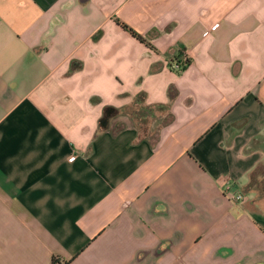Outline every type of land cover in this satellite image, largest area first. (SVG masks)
<instances>
[{"label": "crops", "instance_id": "obj_1", "mask_svg": "<svg viewBox=\"0 0 264 264\" xmlns=\"http://www.w3.org/2000/svg\"><path fill=\"white\" fill-rule=\"evenodd\" d=\"M263 170L264 0H0V264H264Z\"/></svg>", "mask_w": 264, "mask_h": 264}, {"label": "rangeland", "instance_id": "obj_2", "mask_svg": "<svg viewBox=\"0 0 264 264\" xmlns=\"http://www.w3.org/2000/svg\"><path fill=\"white\" fill-rule=\"evenodd\" d=\"M173 69L175 68L173 67ZM168 119L169 114L167 108L160 109L156 105H150L148 107L144 105V102L141 104L132 103L124 106L117 112V116L112 118V126L120 127L122 125L132 124L137 127L142 136L152 137L156 134L160 125L168 121Z\"/></svg>", "mask_w": 264, "mask_h": 264}, {"label": "built area", "instance_id": "obj_3", "mask_svg": "<svg viewBox=\"0 0 264 264\" xmlns=\"http://www.w3.org/2000/svg\"><path fill=\"white\" fill-rule=\"evenodd\" d=\"M172 66L175 69H178V68H180L182 66V63L180 62V60L175 59L172 62ZM231 186H232V182L229 179H226L223 182V191L226 194V197L228 199H230L231 201H233V202H242V201H244V199H245L244 192L233 190V189H231Z\"/></svg>", "mask_w": 264, "mask_h": 264}, {"label": "trees", "instance_id": "obj_4", "mask_svg": "<svg viewBox=\"0 0 264 264\" xmlns=\"http://www.w3.org/2000/svg\"><path fill=\"white\" fill-rule=\"evenodd\" d=\"M120 23H121V25H122L124 28L128 29V30H129L134 36H136L140 41L145 42V39H144L140 34H138L137 32H135L133 29L129 28L125 23H123V22H120ZM187 62L189 63V59H188L187 57H185V61H184L183 65L186 64ZM156 106H157L158 108H160V109H165V108H167V106L164 105V104H157ZM109 108H110V107H106V109H105V111H104V117L107 118V119L110 117V115H113V114H114L113 111H112L111 114H108V110H109ZM100 126L103 127L104 125L100 123ZM263 172H264V170H263ZM56 261H57L56 258H53V259H52V264H55Z\"/></svg>", "mask_w": 264, "mask_h": 264}]
</instances>
